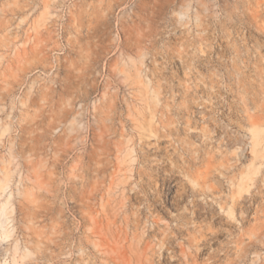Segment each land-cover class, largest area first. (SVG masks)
I'll list each match as a JSON object with an SVG mask.
<instances>
[{"label": "rangeland", "instance_id": "374dc122", "mask_svg": "<svg viewBox=\"0 0 264 264\" xmlns=\"http://www.w3.org/2000/svg\"><path fill=\"white\" fill-rule=\"evenodd\" d=\"M0 264H264V0H0Z\"/></svg>", "mask_w": 264, "mask_h": 264}, {"label": "bare ground", "instance_id": "6f19581e", "mask_svg": "<svg viewBox=\"0 0 264 264\" xmlns=\"http://www.w3.org/2000/svg\"><path fill=\"white\" fill-rule=\"evenodd\" d=\"M256 135H257V133H256ZM7 233H8V232L5 230L4 234L7 235Z\"/></svg>", "mask_w": 264, "mask_h": 264}]
</instances>
